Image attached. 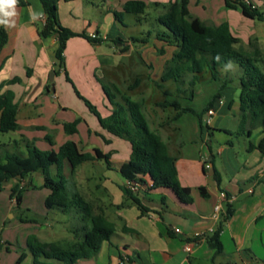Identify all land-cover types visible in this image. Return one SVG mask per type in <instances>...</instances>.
Masks as SVG:
<instances>
[{
  "label": "crops",
  "instance_id": "0c3cea01",
  "mask_svg": "<svg viewBox=\"0 0 264 264\" xmlns=\"http://www.w3.org/2000/svg\"><path fill=\"white\" fill-rule=\"evenodd\" d=\"M18 1L23 3L16 6L15 26L6 28L8 43L0 55L1 93L12 91L15 95L18 105L17 122L20 126L18 131L31 126L43 128L41 122L37 123L31 118L33 110L30 108L43 107V104H40L42 99L45 104L54 106L50 99L57 97L53 87L61 76L72 86L74 93L75 87L82 97V92L89 95L91 92L96 93V102L102 106L106 102L104 96L107 99L108 97L103 86L94 83V75L98 70L105 69L109 80L115 82L114 79L117 80L124 69V61L129 60V65L137 66L136 75L141 76L142 80L136 78V87L146 85L152 96L156 94V90L159 92V88L163 87L162 84H157L156 88L150 87V76L156 70L153 64L147 63L143 58L144 52L150 49L148 40L140 45L137 44L139 41L134 39H131L134 44L129 39H123L120 35L123 22L117 20L116 14H119L122 20L125 14L123 8L127 2L143 1L146 3L145 13L138 16V19L136 16V19L141 21L155 10L158 13L157 20L165 13L166 6L178 0H59L60 24L76 34L85 35L74 37L67 42L64 68H60L55 59L57 36L52 34L44 38L40 34L42 20L45 19L41 1ZM227 10L237 11L226 8L225 0H190L189 3L190 14L208 24H222L223 22L217 21L218 14ZM30 13L35 14V18ZM229 26L233 35L239 39L231 25ZM93 34L97 36L96 44L87 39ZM148 36H152V33L149 32ZM156 39L164 44L158 52L162 63L157 67L158 74L162 73L163 77L170 69L178 48ZM107 42L111 43L109 50L105 47ZM168 48L170 50L167 52ZM134 53L139 54L138 59L134 58ZM66 73L73 85L67 81ZM208 73L205 72L193 85L190 84V78V88L184 92L179 85L187 84L183 79L187 73L182 75L179 82L170 80L176 83L178 93L189 98L165 100L169 94L161 92L164 100L155 104L160 112L152 109L151 117L143 100L137 97L136 101L142 104V113L149 129L160 137L169 154L176 159L179 182L191 191L193 202L189 205L179 202L169 190H145L139 193L138 198L150 211L142 214L122 190L127 179L123 176L121 168L130 159V143L127 141L128 152L124 153L121 149L124 139L115 137L104 129L90 110L96 120L90 124L86 122L84 126L80 119L77 133H66L65 124L63 125V130L68 135H80V127H84L86 135L80 145L68 141L74 142L82 153L94 155V150L98 149L102 155L109 157V160L95 159L87 162L94 164L105 161V164L99 165L98 177L91 174L90 170L81 168L87 163L72 169L70 164L64 161L69 168V179H72L73 185L89 205L92 214H104L115 225V233L110 241L103 243L98 255L80 260L76 264H121L124 258L128 264H264V127L250 130L246 126L242 129L239 80L237 83L226 80L223 87L224 82H216L209 73L210 90L207 97H202L206 92L202 90L201 81ZM14 78H19L21 82L8 85L7 82ZM100 87L104 94L101 93ZM217 93H220V97L214 105L215 115L211 125L205 126L206 113L202 118L199 115ZM196 98L203 99L199 110L192 107ZM166 101L177 105L178 108L162 106ZM112 108L98 110H101L103 117H108ZM184 109L193 112H184ZM228 119L229 123L226 122ZM46 141L52 147L50 139ZM206 162L210 163V170L205 168ZM66 174L68 175V171ZM55 175L53 169L51 176ZM93 180L96 184H92ZM17 184L24 190L19 205L11 198V189ZM43 184L44 176L40 172L5 184L8 189L7 197L4 206L1 208L0 205V264H34V258L27 247L28 239L32 236L46 243L63 244L74 242L77 236L82 235L83 227L67 226L73 216L57 210L47 211L46 208L44 212H38L30 205L36 201V193L43 192L40 201L45 207V200L50 191L43 188ZM200 188L205 189L208 197L201 195ZM221 193L226 195V200L222 203V212L216 218L215 207L221 202ZM29 194H32L31 198L26 199ZM1 199L0 194V203ZM227 203L231 205L233 214L224 224L221 233L224 253L215 256V250L210 248L206 240L195 244L191 238L197 232L204 233L205 236L211 234L218 226L219 218L225 213ZM24 210L27 211L25 213H34V217L26 216ZM49 217L60 227L55 228L54 224L48 221ZM79 220L77 217V221ZM43 225L47 227L46 230H42ZM124 228L130 231H124ZM75 232L78 233L77 236ZM188 242L192 243L191 252L185 250ZM22 254L24 258L19 261Z\"/></svg>",
  "mask_w": 264,
  "mask_h": 264
},
{
  "label": "trees",
  "instance_id": "16d2710c",
  "mask_svg": "<svg viewBox=\"0 0 264 264\" xmlns=\"http://www.w3.org/2000/svg\"><path fill=\"white\" fill-rule=\"evenodd\" d=\"M44 9L45 24L42 25L40 34L46 38L52 34L57 36L58 48L55 59L60 68H64L67 42L74 37H85L76 34L63 27L58 18L59 0H40ZM23 3L18 1L17 4ZM190 0H178L166 6V11L157 18V22L164 27V31L157 34V38L169 46L178 48L174 54L170 69L162 77V81L179 79L185 73L191 74L190 84L197 83L205 72H209L214 79L220 74V68L234 62L239 66L238 75L241 89L240 109L242 115V129L250 130L264 127V70L256 63L257 52H250L240 45V40L233 35L228 23L220 25L208 24L197 17H193L189 11ZM226 8L240 10L242 15L250 20H264V13L248 0H225ZM146 3L143 1H129L124 5L123 13L137 16L143 15ZM118 21L122 22L119 14ZM96 44L97 39L87 38ZM8 43L7 29L0 25V55ZM251 45V43L249 44ZM29 75V71H28ZM220 76V75H219ZM66 79L72 85L68 74ZM19 78L7 82L8 85L20 83ZM225 82L223 87H225ZM0 87V134L15 132L20 129L17 122L18 105L12 91L1 93ZM76 95L85 103L86 107L97 117L100 125L115 137L128 141L131 145V156L125 163L121 172L127 181L139 184L146 191L165 189L171 191L177 200L189 205L193 202L189 188L182 186L178 179L176 159L168 152L166 144L160 137L152 132L142 113V104L123 97L122 103H114L113 96L104 88V93L112 104L111 114L103 117L98 108L88 99L81 96L74 87ZM220 93L207 105L203 114L214 108ZM116 98V97H114ZM164 107L177 105L165 102ZM184 112H193L184 109ZM80 119L65 124L64 130L68 134L77 133ZM1 149V148H0ZM95 159L109 160L107 155H102L98 149L94 155L82 153L74 142H66L58 152L53 150L43 151L33 143L27 144V154H17L8 150L0 155V194L5 189V184L12 180H22L27 176L40 172L44 176L43 188L50 191L45 200L47 211L57 210L63 214L79 217L86 225L82 229V235L77 236L74 242L46 243L36 236L28 239L27 247L34 258V264H76L80 260H86L98 255L104 242L110 241L115 233V225L104 214L93 215L89 205L80 196L73 183L64 178V161H67L74 169L79 165ZM208 164H210L208 162ZM55 170V178L51 176ZM125 196L131 199L142 214L150 211L138 198L139 193H134L126 186L122 188ZM23 188L19 184L11 189V198L19 205ZM201 195L208 197L204 188H200ZM233 214L229 203L226 204L225 213L219 218V224L211 234L206 236V242L215 250V256L224 253L221 243V233L224 224ZM124 231H130L124 228ZM1 250V247H0ZM24 254L19 261L23 260Z\"/></svg>",
  "mask_w": 264,
  "mask_h": 264
},
{
  "label": "rangeland",
  "instance_id": "374dc122",
  "mask_svg": "<svg viewBox=\"0 0 264 264\" xmlns=\"http://www.w3.org/2000/svg\"><path fill=\"white\" fill-rule=\"evenodd\" d=\"M253 5L257 6L259 10L264 13V0H248ZM228 11V10H227ZM225 11V12H219L218 14V22L219 23H228L231 25L232 29L238 35L240 39V45L244 47L245 50L250 51L252 53L257 52L260 57H257L258 62L256 65L261 69L264 70V20H250L245 17H243L240 10L237 11ZM158 13L155 10H152L150 15L145 17L144 19H141V21L136 19L135 15L132 14H124L122 17V25L120 27V35L123 37V39L127 40L134 39L136 41H139L137 44H143V42H146L148 40L150 49L144 52L143 58L144 60L149 63L153 64L155 68V73L150 76V83L151 88L153 86L156 88L157 84H162L163 87L159 88L160 91L158 92L156 90V94L153 96L150 94V92L147 90L146 85H143L141 87H136L135 82L136 78H139L141 81L142 79L136 75L137 69L135 65H129V60L124 61V69L122 73L120 74V77L114 81L109 80L108 74L104 71L105 69H100L94 75V83H97L100 86H103L108 92L110 93V96H113V102L114 103H122L123 97H129L132 101H137L138 98H141L143 100V103L145 105V108L147 110V113L149 117L152 116V109H154L157 112H160V109L155 106L158 102H163L164 97L162 96V93H168L169 97L165 100H180L177 99L178 97H186L189 98L187 95L178 93L177 91V85L173 81L162 83V73L158 74L157 67L160 63H162V57L158 55V52L162 50L163 43L160 41H157V34L160 31H164V27H162L156 20ZM152 33V36H148V33ZM251 43V45H249ZM132 44L134 42L132 41ZM105 47L110 49L111 43H106ZM130 49V48H129ZM170 49H167V52ZM166 52V54H168ZM137 55L139 54L134 53V58H137ZM134 67V68H133ZM220 76H217L216 82H225L226 80L230 82V80L233 81V83L238 82V75L240 72L239 66L235 64L234 62L231 63V66H225L223 68H220ZM144 79V77L142 76ZM191 76L189 74L185 75L183 79L187 84L182 85L180 84V89L182 92L186 89V91L189 90L188 82L190 80ZM211 79V75L208 73L205 75V78L202 79V90L203 92H206L204 96L207 97L208 92L210 90L209 87V80ZM155 83V84H154ZM141 85V82H140ZM57 93V97L50 99L51 103L54 105L49 106L48 104H45L43 99L41 100L43 104V107L40 106H32L30 109L33 110V114L31 115L32 119H35L37 123H42L43 128L37 129L35 126H31L28 128H23L21 131L18 132H10L5 134H0V152L4 153V151L8 150L10 152H14L17 154H25L27 153V144L25 143H33L35 146L40 150H54L55 152H58L60 147L65 144L68 141H74L78 145H80L83 137L86 135L84 127H80L82 130L80 135H68L63 130V125L66 123L73 122L75 119H81L83 122V125L86 126V122L90 124V122L95 121V116L89 111V109L85 106V103L79 99L76 94L74 93V90L72 86L66 82L65 77L61 76L56 80V83L53 87ZM142 88V89H141ZM101 93H103V89H101ZM162 92V93H161ZM84 97L88 99L93 104L99 105L97 106L98 109H104L111 108L112 104L104 95V99L106 102L103 104H99L96 102V93L91 92V94H87L86 92H82ZM200 96V95H199ZM116 97V98H114ZM138 97V98H137ZM145 97V98H144ZM52 98V97H51ZM144 98V99H143ZM203 104V99L196 98L195 102L192 103V107L195 110H199L200 107ZM101 111V110H100ZM237 111V110H236ZM89 121V122H88ZM229 119L226 121L229 123ZM205 126H207L204 123ZM50 139L52 142V147L49 146V143L46 141V139ZM70 139V140H68ZM16 142V143H15ZM127 141H123L122 150L124 153L126 151L128 152V146ZM20 148V149H19ZM100 164H105V161H98L97 163H87L83 165L81 168H84L85 170L88 169L91 171V174H93L95 177H98L100 172ZM65 170L64 178L67 180V187L69 186V183H72V179H69V168L64 164ZM80 168V169H81ZM66 171H68V175L66 174ZM79 175V173H77ZM55 178V177H53ZM56 179V178H55ZM98 182V180H97ZM92 184H96L95 180L92 181ZM7 186L5 187V190L1 193L2 199H1V208L4 206V200L6 201L7 197ZM32 194H29L26 196V199L31 198ZM43 192H37L36 193V201L33 203H30V205L34 206V210L38 212H44L45 207L43 203L40 201L42 199ZM26 216L34 217V213H25L26 210L23 211ZM25 216V217H26ZM48 221L52 224H54L55 228L60 227L59 224H57L53 218L49 217ZM86 225L85 222L80 219L77 221V219L72 218L69 219V223L67 224L68 227L76 228V227H84ZM47 227L44 225L42 226V230H46ZM22 252V251H21ZM89 262H82V264H88ZM27 264V263H25Z\"/></svg>",
  "mask_w": 264,
  "mask_h": 264
},
{
  "label": "built area",
  "instance_id": "2783aa9c",
  "mask_svg": "<svg viewBox=\"0 0 264 264\" xmlns=\"http://www.w3.org/2000/svg\"><path fill=\"white\" fill-rule=\"evenodd\" d=\"M44 24H45V19L42 20V25H44ZM91 38H92V39H97V36H96L95 34H93V35L91 36ZM220 103H221V101H220ZM214 115H215V109H214V108H211V109H209V110L206 112V120H205V123H206L207 126H210V125H211V123H212V118L214 117ZM205 168H206L207 170H210L211 165H209L208 162H206V166H205ZM126 187L129 188V189H130L131 191H133L134 193H140V192L146 190L145 188H143V187L140 186L139 184H136V183L131 182V181H127V183H126ZM225 200H226V195H225L224 193H221V202H219V203L216 205V207H215V214H214V217L218 218L219 214L222 212V209H223V207H222V203H223V201H225ZM191 239L193 240V242H194L195 244H201V243L204 242V240H206V236H205L204 233L197 232V233H194V234H193V236H192ZM194 243H193V244H194ZM185 250H186L187 252H191V251H192V243L188 242V243L186 244ZM126 261H127L126 258L122 259V260H121V264H128V262H126Z\"/></svg>",
  "mask_w": 264,
  "mask_h": 264
},
{
  "label": "clouds",
  "instance_id": "9594fccd",
  "mask_svg": "<svg viewBox=\"0 0 264 264\" xmlns=\"http://www.w3.org/2000/svg\"><path fill=\"white\" fill-rule=\"evenodd\" d=\"M18 0H0V25L5 28L14 27L15 21L14 17L16 16V6ZM35 18V14H31ZM231 66V62H229Z\"/></svg>",
  "mask_w": 264,
  "mask_h": 264
}]
</instances>
